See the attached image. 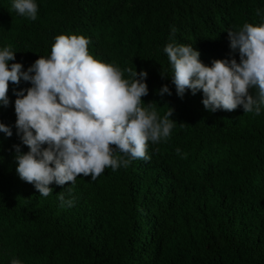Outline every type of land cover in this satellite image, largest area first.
<instances>
[{
    "label": "trees",
    "instance_id": "trees-1",
    "mask_svg": "<svg viewBox=\"0 0 264 264\" xmlns=\"http://www.w3.org/2000/svg\"><path fill=\"white\" fill-rule=\"evenodd\" d=\"M35 2L32 20L18 14L14 0H0V50L15 51L9 64L26 71L50 56L56 36L83 35L94 58L146 70L142 105L151 102L160 117L171 107L175 125L166 140L148 142L149 160L107 167L95 180L53 183L44 197L20 179L13 148L29 151L16 133L14 101L31 84L9 82L10 103L0 105V122L13 132H0V264H264V106L259 115L242 106L212 112L202 90L181 98L164 52L169 43L185 44L209 66L239 61L228 30L264 23V0ZM165 84L171 95L161 96ZM249 92L258 95L255 87Z\"/></svg>",
    "mask_w": 264,
    "mask_h": 264
},
{
    "label": "clouds",
    "instance_id": "clouds-1",
    "mask_svg": "<svg viewBox=\"0 0 264 264\" xmlns=\"http://www.w3.org/2000/svg\"><path fill=\"white\" fill-rule=\"evenodd\" d=\"M12 7L21 16L37 18L35 0H14ZM228 39L239 61L235 56L214 59L211 66L192 45L167 44L172 82L181 98L186 90L193 95L202 90V103L212 112L242 106L244 113L259 115L264 106V23L246 22L228 30ZM89 43L83 35L60 34L50 56H39L26 71L19 62L9 64L15 61L11 45L0 50V105L10 103L9 82L19 85L23 79L31 84L15 91L14 101L16 133L29 151L21 152L18 144L13 148L20 179L44 197L52 193L53 183L74 184L80 175L95 180L107 167L115 171L131 160H149L148 142L166 140L175 125L171 107L160 117L151 102L142 105L148 95L146 70L125 69L131 77L125 79L118 66L89 54ZM253 87L258 89L256 97L249 92ZM165 93L171 95L167 84L159 89L161 96ZM0 132L13 135L3 122ZM117 150L123 155H115ZM176 152L179 155L180 149ZM59 198L63 204V195ZM67 204L71 207L73 200ZM11 264L21 261L13 258Z\"/></svg>",
    "mask_w": 264,
    "mask_h": 264
}]
</instances>
